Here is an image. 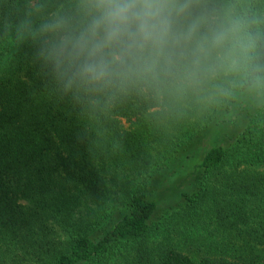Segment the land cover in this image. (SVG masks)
<instances>
[{
    "label": "trees",
    "instance_id": "1",
    "mask_svg": "<svg viewBox=\"0 0 264 264\" xmlns=\"http://www.w3.org/2000/svg\"><path fill=\"white\" fill-rule=\"evenodd\" d=\"M33 53L0 45V264H264V101L84 106ZM244 104L236 138L198 153ZM177 162L191 178L166 210Z\"/></svg>",
    "mask_w": 264,
    "mask_h": 264
},
{
    "label": "clouds",
    "instance_id": "2",
    "mask_svg": "<svg viewBox=\"0 0 264 264\" xmlns=\"http://www.w3.org/2000/svg\"><path fill=\"white\" fill-rule=\"evenodd\" d=\"M31 45L62 97L264 101V0H0V45Z\"/></svg>",
    "mask_w": 264,
    "mask_h": 264
},
{
    "label": "rangeland",
    "instance_id": "3",
    "mask_svg": "<svg viewBox=\"0 0 264 264\" xmlns=\"http://www.w3.org/2000/svg\"><path fill=\"white\" fill-rule=\"evenodd\" d=\"M246 106L247 105L244 104L240 108V105H238L232 112L231 116L222 118V122H223L222 127L220 129H214V134L212 135L208 134L206 138L203 139L204 141L202 140L203 143L199 145L197 148L198 153L204 152L206 148L215 145L218 140H221V144L224 146H227L230 143V141L232 142L236 138V136L240 133L239 131L241 127L243 130L246 124V120H244V116L246 114L245 112ZM226 121L228 123H226ZM124 125L127 129L130 128V124L125 121H124ZM178 164H179L178 162L174 164L171 163L167 167L162 169V171L159 173L161 183L166 182V184L167 183L169 184V182L171 181V189L167 194L166 199L171 198L172 200H169V202L168 200L164 201V203L167 204L165 206L168 207L166 208V210L169 209L170 207H176L181 202V200H177L176 197L180 192H185V190L181 191V189L186 184L187 179L191 178V175L188 173L182 175H179L178 173L177 177L175 176L177 169L176 167L178 166ZM165 187L168 186L165 185Z\"/></svg>",
    "mask_w": 264,
    "mask_h": 264
}]
</instances>
